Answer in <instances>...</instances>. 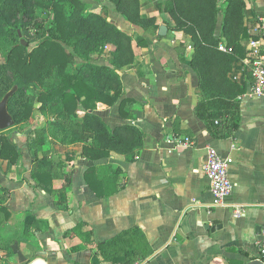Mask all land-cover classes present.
I'll return each mask as SVG.
<instances>
[{"label": "crops", "instance_id": "obj_1", "mask_svg": "<svg viewBox=\"0 0 264 264\" xmlns=\"http://www.w3.org/2000/svg\"><path fill=\"white\" fill-rule=\"evenodd\" d=\"M84 1L131 36L134 54L130 65L116 70L122 83L118 101L112 106L97 103L93 112L108 129L122 124L138 127L142 148L133 162L115 153L90 161L78 156L82 143L63 145L46 135L38 156H47L52 171L60 156H74L62 170L71 173L70 185L63 176L53 177L52 194L31 178L37 168L25 145L27 134L16 132L12 140L21 157L16 165L0 168V186L7 189L4 205L10 214L0 227V260L6 255L17 261L21 249L27 255L23 264L36 257L47 264H107L94 254L95 244L134 227L142 230L151 249L134 264H247L259 259L264 102L251 94L253 79L244 58L232 67L233 79L245 86L239 98L238 128L232 136L215 138L193 112L200 92L189 66L192 43L172 30L170 15L158 9L167 0H140V14L155 18L153 32L132 26L105 0ZM225 1L217 0L218 6L223 8ZM244 1V24L247 29L259 27L264 44V0ZM160 26L166 27L164 35L158 33ZM105 47L108 50L94 55L98 64H109L113 47ZM123 98L134 101L130 118L118 111ZM173 137H189L193 144L177 146ZM209 148L232 159L227 170L232 190L224 199L225 207L212 206L203 171ZM97 164L122 170L117 179L121 188L114 194L99 198L85 184L84 171ZM235 206L242 210L239 216Z\"/></svg>", "mask_w": 264, "mask_h": 264}, {"label": "trees", "instance_id": "obj_2", "mask_svg": "<svg viewBox=\"0 0 264 264\" xmlns=\"http://www.w3.org/2000/svg\"><path fill=\"white\" fill-rule=\"evenodd\" d=\"M105 1L132 26L154 31L155 18L140 14V0ZM244 7V0H226L223 8L217 0L158 4L160 11L170 15L171 29L182 32L192 43L189 66L197 75L200 92L193 112L215 138L232 136L238 128L239 98L245 86L233 79L232 67L234 61L245 57L249 41ZM20 38H25V46ZM131 41L130 35L91 10L84 0H0V100L17 86L7 101L13 126L26 123L34 110L48 117L43 127L31 129L25 138L30 160L37 168L31 178L44 191L54 193L49 188L53 177L63 176L66 186L70 185L71 173L62 170L74 157L72 153L60 156L52 171L47 156H38L46 135L63 145L82 143L78 156L90 161L111 153L127 162L136 159L142 148V131L131 124L108 129L93 112L97 103L112 106L122 95L116 70L133 62ZM219 43L230 51L219 50ZM107 44L113 47L109 64L96 63L94 55L102 53ZM133 103L129 98L119 102L123 118H130ZM5 131L0 130V168L16 165L21 157L18 143ZM121 173L120 168L97 164L84 171L83 179L102 198L121 188L117 183ZM6 198L7 189L0 186V227L10 216ZM150 250L142 230L134 227L95 244L94 254L107 264H134Z\"/></svg>", "mask_w": 264, "mask_h": 264}, {"label": "built area", "instance_id": "obj_3", "mask_svg": "<svg viewBox=\"0 0 264 264\" xmlns=\"http://www.w3.org/2000/svg\"><path fill=\"white\" fill-rule=\"evenodd\" d=\"M247 32L249 41L246 46L244 61L253 79L251 94L261 98L264 102V44L259 39L261 29L259 27H251ZM218 49L221 51H230V49H226L223 43H219ZM172 141L177 146H190L193 144V140L189 137H173ZM231 162V158H223L214 149H208L203 171L208 179L209 192L212 196V206L214 207L226 206L224 199L232 190V184L227 174L228 166ZM261 210L264 212V205L261 206ZM234 214L236 216L242 214L241 208L235 206ZM260 235L259 259L264 264V224L261 226Z\"/></svg>", "mask_w": 264, "mask_h": 264}, {"label": "rangeland", "instance_id": "obj_4", "mask_svg": "<svg viewBox=\"0 0 264 264\" xmlns=\"http://www.w3.org/2000/svg\"><path fill=\"white\" fill-rule=\"evenodd\" d=\"M32 35V34H30ZM25 40V38H23ZM26 41V40H25ZM103 50H108V47H105L102 49V52ZM35 91L33 90V93ZM47 116L46 115H42L38 110H34L32 116L30 117V119L26 122V123H23L21 125H17V126H12L8 129H6V134L9 136V139H13L15 138V133L16 132H20V136L21 134H27L31 129L33 128H36V127H43L47 121ZM23 136V135H22ZM23 249V248H22ZM19 254L20 256H18V259L17 261H12L10 259H1L0 263L1 264H23L25 263L26 259H27V255L25 254L24 251H22L21 249L19 250ZM14 259V258H13Z\"/></svg>", "mask_w": 264, "mask_h": 264}, {"label": "water", "instance_id": "obj_5", "mask_svg": "<svg viewBox=\"0 0 264 264\" xmlns=\"http://www.w3.org/2000/svg\"><path fill=\"white\" fill-rule=\"evenodd\" d=\"M165 32H166V27L160 26L158 33L164 35ZM18 35L21 36L19 32ZM20 43L24 46L26 45V41L23 38H20ZM16 89L17 86L14 85L10 90H8L3 95V97L0 100V130H6L12 127L14 124L11 115L7 111V101L8 98L16 91ZM27 264H47V262L41 257H36L31 261H29ZM247 264H263V262L260 259H255V260H250Z\"/></svg>", "mask_w": 264, "mask_h": 264}]
</instances>
